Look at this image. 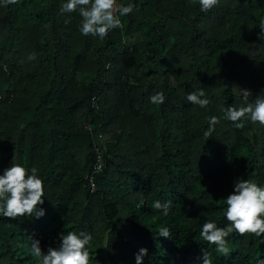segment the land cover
<instances>
[{"label":"trees","instance_id":"16d2710c","mask_svg":"<svg viewBox=\"0 0 264 264\" xmlns=\"http://www.w3.org/2000/svg\"><path fill=\"white\" fill-rule=\"evenodd\" d=\"M65 2L0 0V175L35 167L45 185L43 217L0 216V264H40L30 238L46 253L67 231L93 236L90 264H136L140 248L143 264H202L204 252L213 264H259L264 236L231 234L226 257L200 232L206 220L229 225L234 181L264 187V127L224 118L244 106L239 89L264 96V0H219L207 13L198 0H118L136 7L103 40L81 35L79 14L59 12ZM200 89L207 108L186 99ZM157 92L162 105L149 101ZM100 158L90 194L84 176ZM157 200L172 201L167 217Z\"/></svg>","mask_w":264,"mask_h":264},{"label":"clouds","instance_id":"9594fccd","mask_svg":"<svg viewBox=\"0 0 264 264\" xmlns=\"http://www.w3.org/2000/svg\"><path fill=\"white\" fill-rule=\"evenodd\" d=\"M198 2L200 11L205 13L219 5V0H198ZM17 3L18 0H3L5 7ZM135 7L132 3L118 4V0H66L60 6L59 12L68 17H72L71 13H78L81 18H75L79 19L81 23L79 27L81 35H91L103 40L109 32L123 28L121 17L131 14ZM69 22L70 19L65 20V23ZM259 28L261 32L258 34V38L264 39V20H261ZM28 59H36V54H29ZM100 88L102 85L98 86L96 90ZM239 94L244 101V106L227 107L224 109V118L232 122L237 129H243L246 121L258 123L264 127V96L260 95L250 102L249 97L252 95L250 90L239 89ZM186 99L192 105H198L201 108H207L211 103L206 98L203 89L188 93ZM94 100L95 97H92L89 104L91 110L96 107ZM149 101L152 104L162 105L166 101V96L163 92H157L149 97ZM93 113L94 117L91 116L90 121L101 118L99 111L95 110ZM80 115L81 113L78 116ZM96 123L100 126L101 120ZM218 123V117L212 116L209 120V128L203 133L204 136L209 137ZM99 138L105 141L109 136L102 135ZM103 164L102 159L95 161L90 171L84 176L83 187L90 194H95L98 189L96 178L103 170ZM37 173V168L26 169L19 164H12L3 170V174L0 175V216L15 219L18 217L40 218L45 215V210L39 207L44 204L45 185ZM224 200L227 205L224 216L229 225L218 227L215 222L206 220L202 225L200 236L208 244L215 246L217 253L227 257L230 254L227 237L231 234L264 236V187L250 179H237L234 181L233 192ZM143 203L141 201L137 207L143 206ZM152 207L167 217L172 209V201L161 203L157 200ZM158 234L168 238L171 232L168 227L162 226L159 228ZM59 240L58 247H48L45 253L41 248L40 241L30 238L28 251L40 264H90L91 254L87 247L93 240L90 233L67 231V233L60 234ZM146 255H148V249L140 248L135 254L136 264H143V258ZM202 264H213L208 252L203 253ZM259 264H264V259L260 260Z\"/></svg>","mask_w":264,"mask_h":264}]
</instances>
